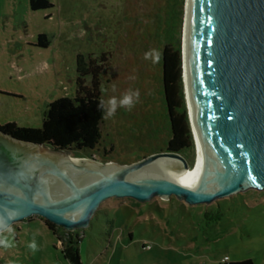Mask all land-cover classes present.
<instances>
[{"label":"rangeland","instance_id":"374dc122","mask_svg":"<svg viewBox=\"0 0 264 264\" xmlns=\"http://www.w3.org/2000/svg\"><path fill=\"white\" fill-rule=\"evenodd\" d=\"M49 1L52 8L32 11L29 0H0V126L41 127L50 102L75 95L76 57L81 55L102 66L103 99L129 88L139 89L140 99L131 111L118 109L104 120L96 150L65 153L130 165L166 152L170 133L162 64L143 56L150 49L163 54L166 44L180 45L183 52L188 1ZM39 34L50 38L48 48L36 46ZM183 92L188 109L184 86ZM192 138L190 168L196 159ZM12 227L14 246L0 249V264H69L44 220L31 217ZM78 232L82 264H264V191L194 206L174 196L145 203L111 198ZM32 240L38 246L34 253L26 247Z\"/></svg>","mask_w":264,"mask_h":264},{"label":"water","instance_id":"95a60500","mask_svg":"<svg viewBox=\"0 0 264 264\" xmlns=\"http://www.w3.org/2000/svg\"><path fill=\"white\" fill-rule=\"evenodd\" d=\"M187 1L189 105L201 155L197 176L183 179L190 165L177 152L130 165L103 164L0 130V211L18 212L12 225L38 217L73 232L88 228L111 198L145 203L174 196L194 206L264 191V0Z\"/></svg>","mask_w":264,"mask_h":264},{"label":"trees","instance_id":"16d2710c","mask_svg":"<svg viewBox=\"0 0 264 264\" xmlns=\"http://www.w3.org/2000/svg\"><path fill=\"white\" fill-rule=\"evenodd\" d=\"M32 11L53 7L49 0H29ZM174 12H167V19L173 18ZM50 38L46 34L37 36L36 46L48 48ZM162 96L168 120L170 139L166 150L181 154L191 166L193 160V138L184 100L182 82V50L180 45L170 48L165 45L162 59ZM102 66L94 60L76 57L75 95L60 97L47 105L41 127H21L15 123L0 126V130L16 139L41 144L56 151L80 152L96 150L102 142L104 119L97 105L103 99L101 92ZM190 152L183 155V152ZM45 226L61 240V253L69 264H82L79 258L78 231L66 232L45 221ZM224 264H252L250 260Z\"/></svg>","mask_w":264,"mask_h":264},{"label":"clouds","instance_id":"9594fccd","mask_svg":"<svg viewBox=\"0 0 264 264\" xmlns=\"http://www.w3.org/2000/svg\"><path fill=\"white\" fill-rule=\"evenodd\" d=\"M143 59L151 61L153 64H157L162 59V50L150 49L144 53ZM113 90H115L113 88ZM140 99L139 89L129 88L119 96H112L108 99H99L98 109L102 111L101 119L107 120L113 118L118 109H126L131 111ZM18 212L14 209H4L0 211V249L7 250L14 246V229L12 227V221L18 217ZM12 237V239H10ZM26 247L35 252L38 246L35 240L27 242ZM8 264H12V261H8Z\"/></svg>","mask_w":264,"mask_h":264},{"label":"bare ground","instance_id":"6f19581e","mask_svg":"<svg viewBox=\"0 0 264 264\" xmlns=\"http://www.w3.org/2000/svg\"><path fill=\"white\" fill-rule=\"evenodd\" d=\"M188 3V2H187ZM187 13H188V8L186 9ZM186 39H187V19L185 22V28H184V41H183V54H182V64H183V86H184V91H185V97H186V103H187V107H188V117L190 118V123L192 125V136L194 137V145H195V154H196V159H195V163L193 165V168H190L189 170L186 171V173L184 174L183 179L185 180H191L194 177L197 176L199 168L201 166V155H200V149H199V145H198V141H197V137H196V133H195V129H194V125H193V121H192V116H191V112H190V105H189V93H188V81H187V61H186ZM73 160H77V159H73ZM80 161V160H77Z\"/></svg>","mask_w":264,"mask_h":264},{"label":"flooded vegetation","instance_id":"af4514ba","mask_svg":"<svg viewBox=\"0 0 264 264\" xmlns=\"http://www.w3.org/2000/svg\"><path fill=\"white\" fill-rule=\"evenodd\" d=\"M55 151H56V150H55ZM73 232H74V231H73ZM58 242H61V240H58ZM59 247H60V249H61V248H62V245L60 244Z\"/></svg>","mask_w":264,"mask_h":264},{"label":"built area","instance_id":"2783aa9c","mask_svg":"<svg viewBox=\"0 0 264 264\" xmlns=\"http://www.w3.org/2000/svg\"><path fill=\"white\" fill-rule=\"evenodd\" d=\"M59 243V245L61 244V242H58Z\"/></svg>","mask_w":264,"mask_h":264}]
</instances>
